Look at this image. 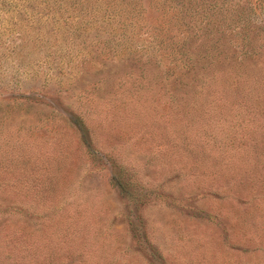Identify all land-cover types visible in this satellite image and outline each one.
<instances>
[{"label":"rangeland","instance_id":"374dc122","mask_svg":"<svg viewBox=\"0 0 264 264\" xmlns=\"http://www.w3.org/2000/svg\"><path fill=\"white\" fill-rule=\"evenodd\" d=\"M181 2L154 45L73 0H0V264H264V92L211 74L248 20L264 43V15ZM183 39L205 88L161 73Z\"/></svg>","mask_w":264,"mask_h":264},{"label":"trees","instance_id":"16d2710c","mask_svg":"<svg viewBox=\"0 0 264 264\" xmlns=\"http://www.w3.org/2000/svg\"><path fill=\"white\" fill-rule=\"evenodd\" d=\"M20 1L22 6L20 8H24L26 11H36L37 8H41V4H45V8L42 11H53V13H59L60 9L63 8V3L67 0H4L11 4L17 6L18 4L15 2ZM75 4L74 8L80 9L83 8L84 3L81 0H73ZM90 4L84 7V10L92 11V9L103 10V18L102 23H108L109 19L113 17L116 22V27L114 35L117 40H124L126 36V32L130 31L133 33L136 29H144L146 28L148 31L147 37L151 44L159 45L164 43V39L162 36V29H166L170 22L171 29L182 26V19L180 17V9L182 6V0H146L148 7L151 11L152 8L155 10V13L161 16L160 19L154 20V25H148L145 23L143 19V15L145 13V8L143 6L142 0H88ZM245 8L243 13L251 14V15H264V0H244ZM30 2H39L35 4H31ZM27 3V5H25ZM78 3V4H76ZM178 10V14L176 11ZM166 13V14H165ZM170 13L171 17L168 19V14ZM27 14V12H26ZM41 14V13H40ZM164 15V16H163ZM242 18V14L240 15ZM33 18V17H32ZM141 18V19H140ZM245 19V18H244ZM29 20H32L29 18ZM247 20V19H245ZM243 21V20H242ZM241 21V22H242ZM142 23V25H140ZM252 23L248 20L245 26L240 29L241 43L239 47L231 48L232 49V57L230 62L226 64L227 69L219 68L217 66H213L211 68L212 76H217L215 73L222 74L221 82L224 83V86L218 88V90L226 93L228 91V86L233 84L235 81H238L241 86H237V90L240 92H245L246 90L256 89L258 92H264V43L256 45L255 43L250 41V33L252 31ZM260 31V28H258ZM116 30H119V32ZM109 38V37H108ZM174 43L170 45L169 55L175 61H181V64L177 65L173 62L171 65L164 70L161 71L163 75L166 77H176L175 71L179 66L181 70L178 75H189L193 82H197L198 87H207V79L209 78L207 74L210 72H205L200 76V71H207V67L204 64H199L198 61L193 60V56L189 57L188 54L190 52L189 47L187 48L184 43ZM255 42V41H254ZM191 53V52H190ZM181 58H178V56ZM186 56V57H185ZM171 58V57H170ZM215 79V78H214ZM264 126V122H263ZM243 159H236L234 164L239 165ZM248 161V160H247ZM245 162V161H244ZM244 166V165H239ZM247 179L252 177V173L250 170L244 171ZM252 179V178H251Z\"/></svg>","mask_w":264,"mask_h":264}]
</instances>
